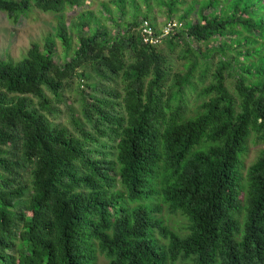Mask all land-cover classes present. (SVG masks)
Returning a JSON list of instances; mask_svg holds the SVG:
<instances>
[{"label": "trees", "instance_id": "obj_1", "mask_svg": "<svg viewBox=\"0 0 264 264\" xmlns=\"http://www.w3.org/2000/svg\"><path fill=\"white\" fill-rule=\"evenodd\" d=\"M154 1L163 25L181 24L159 45L139 31H161L151 0L145 12L110 0L0 60V264H264V149L245 182L240 170L248 142L264 143V0ZM86 3L0 0V12L18 22ZM178 47L195 59L185 75L173 71ZM216 55L212 81L194 82L197 59ZM71 88L74 131L60 120Z\"/></svg>", "mask_w": 264, "mask_h": 264}, {"label": "rangeland", "instance_id": "obj_2", "mask_svg": "<svg viewBox=\"0 0 264 264\" xmlns=\"http://www.w3.org/2000/svg\"><path fill=\"white\" fill-rule=\"evenodd\" d=\"M110 0H87V3L80 8H68L66 9L62 14L59 13H46L42 12L37 8H31L28 16L21 18L18 22L13 21L10 19L5 13L0 12V60H8L11 59L13 61H19L21 60L28 52V50L31 48V46L34 43H38L41 46L44 44L45 39L53 35L55 32V29L58 25L59 19L61 15H63V20L66 22V24L69 26V29L72 28V24L75 25V23L80 22V15L84 12H94V14L98 13L100 10V4L102 2L109 3ZM192 0H187L184 7L187 8L191 5ZM136 4L139 5L141 12H145L147 10V4L144 2V0H136ZM152 4V15H154L155 19L157 20L159 26H163V22H165L167 19L166 17V8H161L156 5L154 0H151ZM127 4L125 11L127 13L132 12V8L128 6ZM183 12V9H181L180 13ZM179 13V14H180ZM126 20H128V16L124 17ZM194 20H197L196 16H192ZM175 20L178 21L177 17H174ZM71 24V25H70ZM107 24L111 26V22L107 21ZM92 26H86L84 27V32H88V29ZM112 28V27H111ZM72 37H73V43H72V51L71 55L78 47L77 43V36L71 31ZM193 46L196 45V43L192 44ZM201 48L202 54L206 52V46L205 45H199ZM164 48V45L161 47ZM183 47H178L177 51L172 54V65H173V71L179 72L182 75H185L188 73L189 68L193 65L192 60L195 61L194 58L189 57L181 58L178 57L177 54L182 50ZM57 50L59 56L63 57V49L62 45L58 43ZM219 60V55H216L214 57H209L207 61L213 62V66L210 68V71L207 74H203L202 72L205 62L204 57L200 56L197 59V69L194 72V82L200 83L201 79L204 75V82L203 85L206 86L212 81L211 75H213L214 71L217 68V63ZM233 79L228 78L227 79V85L229 87H232ZM118 84V90L122 94V100L124 96V92L122 90V83L121 79L118 78L116 81H113L109 83L111 87H116V84ZM197 94L193 93L190 96V99L192 100L191 105L194 106L195 102L197 101ZM121 99L118 101L120 102ZM65 100L67 102V105L62 106V112L61 115V122L64 126H69V128L74 131L71 122V115L73 114L72 108L75 109L76 116L80 115V101L79 96L77 93L74 92L73 88L71 90H68L65 94ZM73 106L72 108H70ZM67 112V113H66ZM109 144V143H108ZM264 149V143L262 144H254L253 140L251 139L248 142L247 146V152L243 155V164L241 166V173H242V180L243 182L246 181V176L249 168L255 161L257 160L259 153L261 150ZM243 197V195H242ZM166 220V223L170 224V227H172L177 233L180 235L186 234L187 232V220L181 215V214H175L171 215L167 211L166 208L163 209L162 214L160 215ZM98 264H107L108 261L105 259L103 255H99L98 257ZM178 264H186V263H178ZM190 264V263H188Z\"/></svg>", "mask_w": 264, "mask_h": 264}, {"label": "built area", "instance_id": "obj_3", "mask_svg": "<svg viewBox=\"0 0 264 264\" xmlns=\"http://www.w3.org/2000/svg\"><path fill=\"white\" fill-rule=\"evenodd\" d=\"M180 26L181 24L177 21H169L160 28L161 31L158 33L149 21H143L139 27V31L143 43L156 46L159 45L165 37L175 34Z\"/></svg>", "mask_w": 264, "mask_h": 264}]
</instances>
